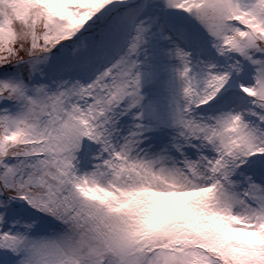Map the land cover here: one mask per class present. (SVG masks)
Masks as SVG:
<instances>
[{
  "label": "snow or ice",
  "instance_id": "1",
  "mask_svg": "<svg viewBox=\"0 0 264 264\" xmlns=\"http://www.w3.org/2000/svg\"><path fill=\"white\" fill-rule=\"evenodd\" d=\"M0 264H264V0H0Z\"/></svg>",
  "mask_w": 264,
  "mask_h": 264
}]
</instances>
